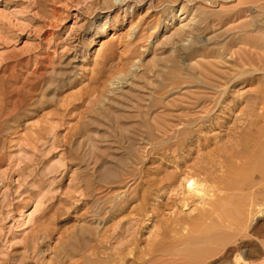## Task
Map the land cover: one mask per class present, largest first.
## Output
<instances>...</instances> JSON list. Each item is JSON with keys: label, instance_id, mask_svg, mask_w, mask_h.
I'll return each instance as SVG.
<instances>
[{"label": "rangeland", "instance_id": "rangeland-1", "mask_svg": "<svg viewBox=\"0 0 264 264\" xmlns=\"http://www.w3.org/2000/svg\"><path fill=\"white\" fill-rule=\"evenodd\" d=\"M263 33L264 0H0V264H264V215L191 256L184 189L264 116Z\"/></svg>", "mask_w": 264, "mask_h": 264}, {"label": "bare ground", "instance_id": "bare-ground-1", "mask_svg": "<svg viewBox=\"0 0 264 264\" xmlns=\"http://www.w3.org/2000/svg\"><path fill=\"white\" fill-rule=\"evenodd\" d=\"M246 118L247 119L242 125L243 127L241 128V130H236L237 132H234L235 137L232 138V140L228 141L226 144L222 143L223 145H225L224 152L222 154L219 152L220 155L217 154L218 156H220V158L222 155H226L224 157H226L225 159L227 160L225 161L224 159V161L223 160L221 161L226 162L227 164L225 165L223 163L222 165L221 162H219V164L216 163L217 165L216 166L213 163L208 167L206 166V168H204L205 167L204 165V167H202L204 169L201 170L200 168L199 170L202 171L203 174H205L204 178H200V177L198 178L197 176L196 178L195 176L194 177L190 176L186 180V183L184 185L185 186L184 189L186 190L187 196L199 197L200 198L199 205H201V208H199L200 213L198 215V218L195 219V224H192V226L191 224L185 226L186 228H188L187 233L188 236H190V240H188L189 245L196 246L191 256L202 257V255L204 256L207 255L209 252H211V250L208 247L210 244L209 242L214 243L215 241H217V238H215L216 233L221 232V234H224L225 233V232L223 233L224 229L226 230L228 229L226 231V234H224L226 236L220 238L219 241L224 246H227L234 240V238L237 237L238 234H240L243 230L246 229L247 222H249L250 219L255 221L260 216L264 215V129L260 128L261 126L260 124L261 122H263L264 116L261 113L257 114L254 111L249 118L248 117ZM246 128H247V132H245ZM215 149H214V153L216 151ZM210 154L212 155V153ZM201 164L203 165L204 162ZM233 165H235L236 167L241 166V169L240 168L237 169ZM249 166L253 167L254 173L259 174V176H257L259 178L258 182L254 180L255 181L254 183L253 181L250 180V182H248L249 184L245 185V182L242 184V181L240 182L239 181L235 182V180L234 182L231 181L233 180L232 178L234 177V175L236 177L237 173L247 171ZM195 173L197 174L196 171ZM245 194H246V198L245 196H243ZM199 198L197 199L199 200ZM202 244H203L202 247L199 246ZM258 246L259 245H256L255 247ZM94 257L95 256H93V258ZM242 258L243 256L241 253H236L233 257V263L252 264ZM84 264H99V263L89 259ZM109 264H121V262L114 259V260H110Z\"/></svg>", "mask_w": 264, "mask_h": 264}]
</instances>
